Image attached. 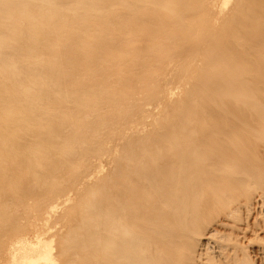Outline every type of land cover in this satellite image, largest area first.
Segmentation results:
<instances>
[{
	"label": "bare ground",
	"instance_id": "obj_1",
	"mask_svg": "<svg viewBox=\"0 0 264 264\" xmlns=\"http://www.w3.org/2000/svg\"><path fill=\"white\" fill-rule=\"evenodd\" d=\"M262 188L264 0H0V264H196Z\"/></svg>",
	"mask_w": 264,
	"mask_h": 264
},
{
	"label": "rangeland",
	"instance_id": "obj_2",
	"mask_svg": "<svg viewBox=\"0 0 264 264\" xmlns=\"http://www.w3.org/2000/svg\"><path fill=\"white\" fill-rule=\"evenodd\" d=\"M65 61V60H64ZM66 62V61H65ZM85 66H87V65H85ZM69 68L67 67V69H66V72H67V76H69V75H71L72 74V72H73V69H70V70H68ZM69 71L71 72V73H69ZM173 83H174V81H173ZM172 85H174V86H176V84H172ZM174 86H172V87H174ZM180 91V93L182 94V88L181 89H177V93L174 95V97H176V98H179V96H181V94L180 93H178ZM176 98H173V100L174 99H176ZM148 107V109L147 110H149V114H150V116H149V114H147V110L146 111H144V113L141 115V116H138V114H136V112H135V110H131V111H133L135 114H133V112H131L132 114H130V116L132 117V115H136V116H133V117H135V120H134V118L133 119H131L132 121H134V126H135V130H133V132H128V136L127 137H129V135H131L132 133H133V135L136 133V134H138L139 133V135L141 136V134H147L148 135V137H150L151 136V133H154L155 131H151L152 130V127H153V130L155 129L156 130V126H158L159 124V122H160V118L162 117L161 115L163 114V111L162 110H157V109H155V110H157V111H153L152 109V107L151 106H147ZM147 107H144V108H147ZM150 108V109H149ZM152 111L153 112H155V114L154 113H152ZM160 112V113H159ZM158 113V114H157ZM146 115V116H144V117H142L143 115ZM159 115V116H158ZM148 116V117H147ZM152 116H153V118H152ZM139 117V118H138ZM156 117H158V118H156ZM139 119V120H138ZM144 119H145V121H144ZM149 119V120H148ZM151 119V120H150ZM156 119H158V120H156ZM141 120H142V123H141ZM146 120H148L147 122H146ZM131 121V122H132ZM140 121V122H139ZM159 121V122H158ZM137 122V123H136ZM150 124H152L151 126H150ZM155 124H157L156 126H155ZM138 127H140L138 130H136L137 129V126ZM140 125V126H139ZM141 125L143 126V127H145L146 128V131H145V128H144V130L142 129L141 130ZM146 125V126H145ZM127 126V125H126ZM150 126V127H149ZM122 127H124V126H122ZM128 127V126H127ZM148 128H149V131H148ZM150 128H151V130H150ZM111 129H112V131H110L111 133H113V132H115L116 134H114V135H117V134H119V133H117L118 131L120 132V129H118V130H114L113 131V129L114 128H112V126H111ZM122 129V128H121ZM123 131V130H122ZM143 131V132H142ZM145 131V132H144ZM151 131V132H150ZM141 133V134H140ZM150 133V134H149ZM150 135V136H149ZM120 135H118L116 138H118ZM145 135H142V137H144ZM125 139H126V137H124ZM124 139V140H125ZM117 141H119V142H117ZM116 143H120L121 144V140L118 138V140H116ZM123 143V142H122ZM117 144V145H118ZM102 162H104L103 164H102ZM101 162V165H102V171L103 172H105L106 171V169L108 170V168L110 167L109 166V164L107 165V161L105 160H103ZM104 164H106V165H104ZM108 167V168H107ZM102 172V173H103ZM104 174V173H103ZM92 182H94L93 180H92ZM92 182H91V184H92ZM79 187L80 186H78V189H79ZM87 188V187H86ZM85 187H84V189H86ZM83 189V187L81 188L80 187V190L79 191H81L80 193H77V196H78V200L76 199L77 197L75 196V198H74V196H73V202L71 203V202H69V206L71 205H73V206H76L77 204H78V202H79V200H80V198H79V196H80V194H85V190ZM261 192H260V191ZM259 190H254L253 191V195H251V197L252 196H254V195H256V196H254V199L253 198H251V197H249V199H251L250 200V203L248 202L249 200L247 199V201H246V199L245 200H243V198L241 199L240 198V200L241 201H244V203L245 204H242L241 202H239V200L237 201L239 204H237V203H234V205H236V206H232L231 205V207L230 208H228V210H229V213H226V212H228V211H226L225 213H226V215H225V213H222V212H220L218 215H219V217H218V215H216L215 213H217V212H214V213H211L212 215H207L205 218H204V220L206 221L205 222V224L207 223V225H204V231H205V228H206V231L208 232H204V237L203 236H200L199 237V244L201 243H203L202 245H204V247H203V249H201V251H200V249L197 251L198 253H199V257L200 256H203L202 258H199V257H197L196 256V264H206V263H208V264H220L221 263V261L218 259V257L220 256V257H222V259L221 260H223L222 261V263L221 264H232V263H236L235 261L236 260H238V262H237V264H241V262H242V264H264V197H263V195H264V193H262V190H264V188H262V189H259ZM78 191V192H79ZM264 192V191H263ZM255 193V194H254ZM258 193H260L259 195H258ZM79 194V195H78ZM83 194V195H84ZM261 195H262V197H261ZM72 198V197H71ZM77 200V202H75ZM74 202H75V204H74ZM248 202V203H247ZM258 202H259V204H258ZM263 202V203H262ZM71 203V204H70ZM240 204H242V205H240ZM249 204V205H248ZM263 204V205H262ZM237 205H240V206H242V207H240V206H238L237 207ZM243 205H245V206H243ZM233 207V208H232ZM243 207H245V210H244V208ZM251 207V208H250ZM239 208V209H238ZM64 209H60L59 210V215L62 213H60V211H63ZM227 210V209H226ZM234 210H236V211H234ZM239 210V211H238ZM241 210V211H240ZM242 211H243V213H242ZM234 214H233V213ZM236 212H237V214H236ZM254 212V213H253ZM233 215H232V214ZM239 214V215H238ZM253 214V215H252ZM59 215L58 216H56V214H55V216H54V218L52 217L51 218V220L52 221H49V227L50 226H52V227H50V229H48V230H50V231H48L49 233V235H51V234H53L59 227H60V221H57V220H59L58 218H59ZM210 216H212V217H210ZM213 216H214V218H213ZM225 217V219H223L222 220V217ZM223 217V218H224ZM231 217V218H230ZM251 217H252V219H251ZM207 218V219H206ZM211 218H213V219H211ZM228 220H227V219ZM231 220H230V219ZM234 218V219H233ZM240 218V219H239ZM56 220V222H55V220ZM208 219H211V221H212V223L210 222V220L208 221ZM217 221H216V220ZM255 219V220H254ZM203 220V221H204ZM235 222H234V221ZM237 220H239L238 221V223H236L237 222ZM224 221V222H223ZM232 221H233V223H232ZM257 221V222H256ZM54 222V223H53ZM249 222V223H248ZM50 223H51V225H50ZM211 223V224H210ZM222 223H224L225 225H223ZM245 223H246V225H248V228L246 227V225H245ZM217 224H219V225H217ZM56 225V226H55ZM226 225H228V226H226ZM231 225V226H230ZM251 225V226H250ZM224 226V227H223ZM229 226L230 227H232V226H235V228H236V226H237V228L235 229L234 227H232L231 229L232 230H229L230 228H229ZM220 227V228H219ZM245 227V228H244ZM213 228H216V229H213ZM239 228V229H238ZM241 228V229H240ZM56 229V230H55ZM55 230V231H54ZM216 230V231H215ZM220 230V232H218V231ZM233 230H235V231H233ZM234 232L233 233V236H235L237 233V235L238 236H241L240 237V239H237V235L235 236L236 237V239L234 238V237H231L232 236V232ZM242 231V232H241ZM244 231V232H243ZM241 232V233H240ZM247 232V233H246ZM210 233H211V235H210ZM219 233H221L220 235H219ZM225 233V234H224ZM244 233L246 234V235H244ZM224 234V235H223ZM230 234V235H229ZM48 235V236H49ZM212 235H213V237L215 238V239H212ZM220 237H219V236ZM222 236H223V239H222ZM225 236L227 237V238H225ZM230 236V237H229ZM243 236H245V237H243ZM46 237H47V234H46ZM207 237H211L210 239L209 238H207ZM229 237V238H228ZM205 238H207V239H205ZM218 238V239H217ZM221 238V239H220ZM224 238H225V240H224ZM232 238H234V240L232 241ZM204 239V240H203ZM218 241H217V240ZM226 239H228V240H226ZM239 240V241H238ZM208 241V242H207ZM212 241V242H211ZM231 241V242H230ZM236 243H235V242ZM205 242H207V243H205ZM217 242H220V244H218ZM222 242H224L223 244H221ZM238 242H239V244H238ZM228 243H229V245H228ZM240 243H241V245H240ZM212 246H211V245ZM239 246H238V245ZM210 248H208L207 246ZM219 245V246H218ZM214 246H215V248H214ZM229 246H230V248H229ZM212 247V248H211ZM228 247V248H227ZM240 249H239V248ZM205 248V249H204ZM224 248H226V249H224ZM232 248V249H231ZM239 249V252L241 253H239L238 252V249ZM210 251H209V250ZM220 250L221 251V254L220 255H218L220 252H217V250ZM222 249V250H221ZM224 249V250H223ZM230 249V250H229ZM206 250H208V251H206ZM218 250V251H219ZM228 251H229V253H228ZM214 252H216V253H214ZM235 252V253H234ZM238 252V253H237ZM206 254V255H203V254ZM212 254V255H211ZM215 254V255H214ZM223 254V255H222ZM229 254V255H228ZM231 254V255H230ZM240 254V255H239ZM244 254V255H243ZM216 255H218L217 257H214V256H216ZM226 255H228L227 257H226ZM235 257V258H233V256ZM235 255H238V256H235ZM206 256H207V258L209 259V256L210 257H212L213 256V259H218V261L220 262V263H218L217 261H215V260H213L212 258H211V261H213L212 263H211V261H210V259H209V261H208V259L206 258ZM219 257V258H220ZM236 257L238 258V259H236ZM244 258H245V260H244ZM199 259V260H198ZM224 259H225V261H224ZM235 259V260H234ZM246 259L248 260V261H246ZM231 260H233V261H231ZM204 261V262H203ZM217 262V263H215V262ZM246 261V262H245ZM226 262V263H225ZM228 262H230V263H228Z\"/></svg>",
	"mask_w": 264,
	"mask_h": 264
}]
</instances>
